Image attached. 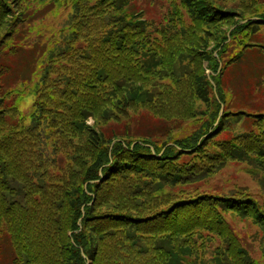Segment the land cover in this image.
Returning a JSON list of instances; mask_svg holds the SVG:
<instances>
[{
	"label": "rangeland",
	"instance_id": "1",
	"mask_svg": "<svg viewBox=\"0 0 264 264\" xmlns=\"http://www.w3.org/2000/svg\"><path fill=\"white\" fill-rule=\"evenodd\" d=\"M197 1L198 8L205 4ZM126 2L123 9L132 22L143 29L133 26L127 32L136 44L133 48L138 49L129 57L137 84L133 86L134 82L125 83L121 79L118 62V88L108 87L116 105L113 103L115 107L109 108L112 115L104 122L86 107L72 110L69 79L64 71L51 65L60 62L61 56L52 54L65 47L59 43L71 29L68 22L74 10L72 0H0V12L5 10L1 9L4 5L12 8L11 16L0 15V61L9 66L6 70L7 107L19 112L18 117L25 125L33 124L35 119L44 132L51 128L56 115L75 125V130L69 134L72 144L64 150L52 152L51 148V159L60 166L69 163L77 174V181L69 188L74 198L76 195L84 197L82 191H75L74 187L86 188L84 173L91 168L97 154L90 148L87 153L84 146L96 144L93 137H100L99 143L110 155V161L97 169L100 178L93 179L105 183L106 175L108 178L95 209L97 215L129 212L135 208L142 214L159 216L166 208H178L181 201H197L194 210L214 204L225 222L214 224L215 229L228 225L230 232L197 237V243L203 247V261L214 264L219 248L227 264L232 261L230 250L244 260L242 264H264V224L257 219V214L264 210V157L255 151L264 146V46L261 52L258 48L246 51L247 46L256 41L264 45V0H210L200 18L190 14L184 0ZM210 13L212 15L208 16ZM112 14L119 16L120 11H112ZM18 17L16 33L12 31L10 19ZM11 31L17 40H9V45H18L16 52L11 51L8 44L2 46ZM145 48H152L151 59L145 57ZM242 52H245L242 62L226 68L233 56ZM114 57L121 60L119 54ZM58 72L63 74V80ZM136 93L139 95L134 96ZM111 125L109 132L102 129ZM118 126L120 130L131 127V135L102 140L103 136L109 138ZM149 132L154 133V137H149ZM49 161L50 156L44 158L45 163ZM112 163L114 168L107 171L105 168ZM47 170L50 175L45 177L47 182L53 185L56 182L59 186L68 182L66 176L58 175L60 171L56 167L48 165ZM134 175L142 179L139 184L136 180L130 188L144 193L124 190H127V179ZM54 176L59 177L54 179ZM173 179L178 180L175 187L168 183ZM120 182H125L124 189L119 187ZM112 193L128 195L126 205L111 200ZM203 194L222 199L239 198V207L245 206L242 202L252 203L245 206L248 211L243 213L225 207L219 201L222 199L207 198ZM71 196L66 193L53 199L51 222L60 223L58 218L72 215ZM91 200L90 204L95 198ZM178 212L186 216L192 213L190 208L177 209ZM135 229L125 228L129 234ZM149 229L158 230L155 226ZM83 232L89 239L91 234L96 235L91 226ZM71 234L72 231L64 228L60 238L52 235L41 242L42 264H61L62 245ZM137 235L153 238L148 239L152 245L165 243L167 249L176 244L169 237L161 238L162 233L155 236L136 232L134 237ZM187 236L197 235L190 232ZM137 238L145 243L144 239ZM232 238L236 246H228ZM121 242L131 244L129 239ZM67 260L70 259L65 256L62 264ZM71 262L77 264L73 259ZM93 263V259L86 260V264Z\"/></svg>",
	"mask_w": 264,
	"mask_h": 264
},
{
	"label": "trees",
	"instance_id": "2",
	"mask_svg": "<svg viewBox=\"0 0 264 264\" xmlns=\"http://www.w3.org/2000/svg\"><path fill=\"white\" fill-rule=\"evenodd\" d=\"M200 1L205 4L198 8L196 5L199 1L184 0L188 11L195 18L201 17L203 9L209 5L210 0ZM72 3L74 10L68 22L71 29L69 34L64 35L62 42L59 43L60 45L65 44V47L52 54L53 56L60 55V62L57 63L58 65L52 63L51 65L54 69L64 71L69 79V94L72 100L70 105L74 108L70 105L68 108L77 110L79 107H86L87 110H92L97 117L101 116V121L105 122L112 115L109 113V108L115 107L113 103L116 105L114 97L109 95L108 87L112 86L113 90L118 88L116 80L118 62L121 66V74L119 75L121 79L125 83L134 82L133 86L137 84V78L129 62V57L130 53L136 54L138 49L133 48L136 44L127 32L133 26L141 31L143 29L141 25L133 23L131 16L123 9L127 4L126 0H72ZM8 6H2L1 9L5 8V10L0 12V15L3 14L8 17L11 14L12 8ZM112 11H120V15L115 16ZM12 13L14 14V12ZM211 15L212 13L208 16ZM11 19L12 31L17 33L18 27L16 25L20 18ZM26 19H28V15H26ZM12 31L10 32L11 36L4 39L2 46L7 47L6 45L10 43L9 40H13V42L17 40ZM9 46L11 51L15 52L19 47L16 44ZM261 46H264L262 42L256 41L251 46H247L246 51L256 50V48L262 50ZM151 50L152 48L144 49L147 59H151L154 55H151ZM6 52L9 53V49ZM244 53L234 55L226 68L239 65ZM116 54H119L121 60L114 57ZM0 57H2L1 52ZM7 67H9L7 64L0 61V91L2 93L0 95V264H42L41 242L52 237V235L60 238L64 228L72 231V234L68 236L67 243L62 245L61 264L65 256L70 259L65 264H73L72 259L77 264H86L88 258L95 261L93 264H208L202 259L204 256L203 247L197 243V237L213 232L219 234L230 232L228 225L215 229L214 224L223 225L224 222L223 218L219 216L221 213L216 205L199 206L194 210L193 205L198 202L186 200L179 202L178 208H166L159 216L142 214L135 208L129 212L120 211L97 215L95 209L100 201L101 193L105 190L108 178L106 175L105 183L104 181L98 183L93 179L100 178L97 169L110 161V155L104 151L99 143L100 137L96 135L93 137L94 139L92 138L93 141L97 142L96 144L91 143L94 149L91 145L84 146L87 153L90 152V148L91 151L96 150L97 154L91 168L84 173V179L87 182L86 188L83 186L80 189L74 187L75 191L81 190L84 197L76 195L74 198L71 196L72 190L69 188L77 181V174L72 170L69 163L60 166L54 159H51V148L52 152L64 150L66 146L72 144L69 134L73 133L75 125L71 121H63L57 115L52 119L51 128L45 132L39 128L38 122H35L34 118L33 124H23L22 118L18 117L19 112L15 113L14 108L7 107L9 101L6 96L9 92L6 85ZM59 74L63 80V74ZM137 95L139 94H134V96ZM82 103L86 104L81 106ZM112 128L111 125L102 129L109 132ZM115 130L117 132L113 131L109 138L101 136L102 140L110 139L112 141L114 138L130 136L132 133L129 126L126 130H120L119 126ZM153 134L149 132L147 135L152 138L154 137ZM178 144L182 146L181 142ZM46 146L47 150L44 151ZM255 151L264 157V146L256 148ZM149 155L154 158L152 154L149 153ZM48 156H50V161L45 163L44 158ZM48 165L59 169L60 174L58 175L66 176L68 182L62 186L56 182L54 185L47 182L45 177L46 175L50 176L47 170ZM114 166L115 164L112 163L105 169L109 171L110 167L113 169ZM42 170H44L43 173ZM160 176L166 178L164 174ZM160 176L153 175V177L158 178ZM58 177L54 176V179H58ZM141 179L140 176H131L127 179V190L124 189L125 182H120L119 187L124 189L126 193H144L143 190L130 188L136 180L139 184ZM177 182L178 180L174 179L168 181L171 187H175ZM153 185L159 187L158 184ZM66 193L71 196L72 215L67 218H63V216L61 219L58 218L61 220L60 223L51 222L55 207L53 199H57ZM112 194L111 200H114L116 204L126 205L128 202V195ZM203 196L222 199L221 196H209L208 194H203ZM93 198L95 200L90 204ZM219 201L225 207L243 213L248 211L245 206L249 207L252 203L246 205L242 202V205H245L242 206L243 209L241 206L239 207V198L226 197ZM186 208H190L192 211L189 216L183 212L176 213L177 209ZM257 217L258 221L264 224V210L261 214H257ZM119 222L125 224L117 225ZM153 223L156 224L149 225ZM7 226L8 228H6ZM90 226L93 227L96 235L91 234L89 239L88 235L87 238L84 235L83 229ZM150 226H155L158 230L149 229ZM126 227L129 229L135 227L136 229L133 234H129L125 230ZM198 229L201 232H198ZM98 232L100 233L97 235ZM136 232L150 233L155 236L162 233L161 238L169 237L176 244L171 249H167L165 243L152 245V241L148 239L153 238L147 235H137V237L144 239L145 243H141L139 238L134 237ZM190 232H196L197 236H187ZM121 239H129L131 244L125 242L123 244ZM228 242V246L237 245L233 238ZM80 248H82V252ZM230 252L232 253V261L229 263L242 264L244 260L233 251L230 250ZM216 254L218 255L213 261L214 264H227L222 258L224 255L222 250L218 248Z\"/></svg>",
	"mask_w": 264,
	"mask_h": 264
}]
</instances>
